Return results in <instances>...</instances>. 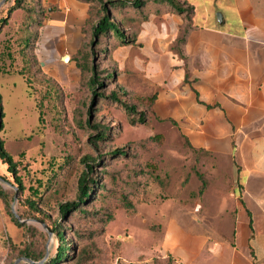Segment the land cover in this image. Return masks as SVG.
<instances>
[{
	"label": "rangeland",
	"instance_id": "374dc122",
	"mask_svg": "<svg viewBox=\"0 0 264 264\" xmlns=\"http://www.w3.org/2000/svg\"><path fill=\"white\" fill-rule=\"evenodd\" d=\"M186 1L194 7L196 25L215 23L220 16L229 30L238 32L239 25L230 17V0ZM30 3L35 1L24 5L28 8ZM13 4L7 0L0 8V92L5 114L0 139L18 163L25 190L19 191L0 161V189L7 194V202L0 199V264L32 263L19 256L24 249L42 255L37 264L57 255L60 240L54 222L61 203L77 200L86 155L96 160L97 187L83 205L85 213L70 212L60 223L67 243L73 240L95 255L86 264H172L158 253L163 226L170 218L195 228L200 224L193 217L207 216L210 220L203 222L202 230L214 235L228 232L225 218L217 216L219 201L230 190L227 162L189 146L178 127L155 110L168 83L163 64L169 56L180 60L175 41L182 18L164 11L161 2L149 3L141 11L116 10L115 21L128 35H136L137 42L117 44L111 36L100 41L95 63L102 85L94 96L72 61L74 54L69 60L64 57L91 38L99 5L86 4L92 14L87 11L78 18L43 1L39 22L32 27L33 67L27 76L21 74L14 44L28 21L27 11H11ZM174 16L180 23L171 35ZM104 48L107 53L101 54ZM113 93L122 103L145 111V122L132 124ZM102 94L106 98L100 100ZM154 95L153 105L144 100ZM95 125L106 128L104 139ZM122 150L126 155L119 157ZM103 185L106 189L100 190ZM37 193L42 195L38 207L49 217L28 205L27 199L37 200Z\"/></svg>",
	"mask_w": 264,
	"mask_h": 264
},
{
	"label": "crops",
	"instance_id": "0c3cea01",
	"mask_svg": "<svg viewBox=\"0 0 264 264\" xmlns=\"http://www.w3.org/2000/svg\"><path fill=\"white\" fill-rule=\"evenodd\" d=\"M43 1L78 18L88 11L77 0ZM228 6L238 32L227 22L194 21L185 45L191 83L184 82L182 60L169 56L163 64L168 83L156 112L173 121L192 148L227 162L230 189L217 212L228 232L202 230L207 216L193 217L200 224L195 228L171 218L164 224L158 253L174 264H264V0H230ZM179 23L172 17L171 35ZM77 50L72 47L69 57Z\"/></svg>",
	"mask_w": 264,
	"mask_h": 264
},
{
	"label": "trees",
	"instance_id": "16d2710c",
	"mask_svg": "<svg viewBox=\"0 0 264 264\" xmlns=\"http://www.w3.org/2000/svg\"><path fill=\"white\" fill-rule=\"evenodd\" d=\"M27 0H14V4L10 8L11 11L15 10H26L27 11V23L22 27L21 32L16 35L14 40L16 55L20 59L22 64L21 74L30 75L33 67L32 61V51L34 50L35 39L34 33L32 31V27L34 24L39 22L38 15L40 13L41 17V8H43V0H34L35 3L27 8L25 4ZM80 3L91 4L97 3L99 8L97 10V16L95 22L91 25V38L88 41L82 43L80 48L76 51V53L72 56V61L75 62L78 69H80L84 79L88 83V85L92 88L94 96H96V88L101 87V83L99 82V78L97 76V66H96V47H100L103 38H107L111 36L114 40L117 41V44L122 45H135L137 42L136 35H128L125 29H122L120 25L115 21L114 13L116 10H121L124 8H132L134 10L141 11L146 5L149 3H158L161 2L164 8V11L175 13L180 16L183 20L182 27L178 38L175 41V50L178 55V58L184 62V68L186 71V77L184 82L191 83L190 78L192 76V72L188 65V57L185 54V45L187 43L189 34L193 29L194 25V7L189 4L186 0H77ZM31 2V1H30ZM40 7V9H38ZM162 11V10H161ZM88 14L91 15V9L89 7ZM5 19V18H4ZM180 45V47H179ZM107 48L103 49L101 54L107 53ZM11 56L13 59L14 52L11 51ZM23 74V75H24ZM114 76V72L108 76V79ZM113 98L116 102L121 103V107H124L130 116L131 123L134 124L136 122L144 123L146 120V112L145 111H137L136 107L133 105H128L126 103H122L118 97V95L113 93ZM106 96L104 94L100 95V100L105 99ZM147 100L150 105H153L156 100V96H152L150 98L144 99ZM0 111L2 112V119L5 117L3 111V97L0 92ZM138 116V117H137ZM42 118V113H40V120ZM173 122V121H172ZM3 126V125H2ZM95 128L100 132L101 139L105 138V127H101V125H95ZM2 130V128H1ZM103 132V133H102ZM189 144V143H188ZM190 146V144H189ZM198 150V149H197ZM119 157H124L126 155L125 151H119ZM0 161L2 164L7 166V171L12 175L15 179V182L18 186L20 192L25 190V186L22 182L21 177L18 175V163L15 161L13 156L7 151L5 147V142L0 139ZM82 162L85 165V169L82 172V175L79 178L78 182V196L77 200L61 203L59 205L60 214L58 215V219L54 222V232L58 234L60 240V247L57 252V255L50 260H47L42 264H86L94 259V256L88 247H79L78 245H74L73 240L70 243H67L66 234L63 229L60 227V223L62 219L64 220L67 217V214L70 212H83V205L87 203L88 199H90L92 195V189L97 187V176H94V164L96 160L89 155H86L82 158ZM98 172H104L102 170ZM0 178L1 177L0 175ZM101 189H106L103 185L100 187ZM203 191V190H201ZM38 194V193H37ZM41 194L37 195L36 199H27L28 205L32 210L37 212H41L45 217L48 214L42 212L38 207V201L41 200ZM0 199H3L7 202V194L0 189ZM49 217V216H48ZM13 220L16 224L20 225L19 221L13 217ZM72 244L74 245L72 247ZM20 257H25L26 260H30L29 262H22L21 264H37L36 262L40 260L42 255H35L29 249L21 250L19 253ZM42 259V258H41ZM163 260H167L174 264V261L171 258H165ZM154 264H159V262L155 261Z\"/></svg>",
	"mask_w": 264,
	"mask_h": 264
},
{
	"label": "water",
	"instance_id": "95a60500",
	"mask_svg": "<svg viewBox=\"0 0 264 264\" xmlns=\"http://www.w3.org/2000/svg\"><path fill=\"white\" fill-rule=\"evenodd\" d=\"M6 1H7V0H1V2H0V8H1V6H2ZM218 21H219L220 23H222V18H221L220 16H219ZM64 58H66V59H68V60L70 59L69 56H65ZM2 125H3L2 112L0 111V131H1ZM16 217H17V215H16Z\"/></svg>",
	"mask_w": 264,
	"mask_h": 264
},
{
	"label": "bare ground",
	"instance_id": "6f19581e",
	"mask_svg": "<svg viewBox=\"0 0 264 264\" xmlns=\"http://www.w3.org/2000/svg\"><path fill=\"white\" fill-rule=\"evenodd\" d=\"M65 60H68V59L65 58Z\"/></svg>",
	"mask_w": 264,
	"mask_h": 264
}]
</instances>
